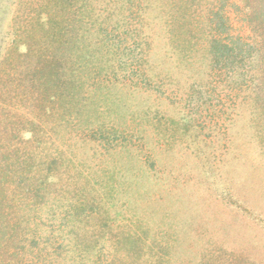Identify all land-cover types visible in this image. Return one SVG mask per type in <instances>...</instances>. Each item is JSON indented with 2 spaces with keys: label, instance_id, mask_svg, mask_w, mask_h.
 <instances>
[{
  "label": "rangeland",
  "instance_id": "rangeland-1",
  "mask_svg": "<svg viewBox=\"0 0 264 264\" xmlns=\"http://www.w3.org/2000/svg\"><path fill=\"white\" fill-rule=\"evenodd\" d=\"M27 1L0 0V73L7 59L40 40L34 30L41 21L33 22L38 14L29 13ZM93 2L90 9L102 7ZM224 12L229 38L247 40L245 15L228 5ZM98 22L75 29L89 46L84 49L93 61L90 69L100 64L103 73L111 72L78 75L88 89L75 91L80 100L71 113L63 101L57 115L43 122L41 153L57 155L58 178L65 183L70 177L72 187L85 189L101 205L91 220L100 240L80 261L76 248L64 242L54 248L52 264H109L115 254L113 263L124 264L139 247L152 262L160 256L159 264H264V108L256 91L264 62L244 56L234 73L231 64L223 69L208 63L202 42L198 56L181 60L176 52L168 57L171 49L159 39L146 63L154 75H126L120 56L128 41L115 31L112 44L120 55H104L99 31L92 29ZM89 29L92 35H85ZM1 86V105L18 110ZM4 144L1 137L0 152ZM62 218L56 217L60 241L69 237L73 244L82 230L65 227ZM133 234L139 239L122 243ZM50 251H34L33 264Z\"/></svg>",
  "mask_w": 264,
  "mask_h": 264
},
{
  "label": "trees",
  "instance_id": "trees-1",
  "mask_svg": "<svg viewBox=\"0 0 264 264\" xmlns=\"http://www.w3.org/2000/svg\"><path fill=\"white\" fill-rule=\"evenodd\" d=\"M91 1L94 3V0H28L29 13L38 14L33 22L41 21L34 30L40 40H33V46H27L25 53L7 59L4 71L0 73L1 88L9 90L10 98L18 108L5 109L0 102V138L4 137L6 143L1 145L0 152V264H33L32 253L44 247L51 251L39 257V264H52L54 255L58 256L54 248H60L64 242L76 248L80 261L92 243L98 244L100 240L91 220L94 213L101 212V205L85 189L72 187L70 177L65 183L58 178L60 163L56 160L57 155L41 153L43 122L57 115L63 101L69 104L66 113H71L73 105L80 100L79 94L74 97L75 91L88 89L79 82L78 75H109L111 72L104 70L103 73L100 64L97 67L93 64L90 69L93 61L85 50L89 46H83V36L75 29L76 25L81 23L83 27L92 19L98 20V25L92 27L93 31H99L98 44L105 46L104 55L107 50L116 57L121 51L113 46L116 37L112 34L121 30L128 41L120 56L126 60V75L129 72L136 76L154 75L146 63L153 55L150 47L159 39L171 49L168 57L176 52L181 60L187 59L190 53L193 54L191 57L198 56V43L202 42L207 47L205 59L208 63L219 62L223 69L231 64L234 73L241 70L244 56L251 61L249 55H253L256 61L264 62V0H95L102 7L90 9ZM226 5L245 15L249 30L247 40L229 38L230 17L224 12ZM83 33L92 35L90 29ZM130 44L134 45L132 50ZM258 86L257 96L260 95L263 109L264 77L258 80ZM23 133L29 137L24 139ZM43 167L47 169V175L42 174ZM43 214L48 218L44 219ZM58 216H64L65 227L69 224L73 229L82 230L73 236V244L69 237L60 241L58 234L62 224L56 222ZM74 216L78 224L73 222ZM42 227L44 235L39 237ZM66 233L70 234V229ZM39 238H43L41 242ZM132 238L139 239L133 234L121 241ZM141 251V247L136 249L129 257L132 260L128 259L130 261L124 264H159L163 261L158 256L152 262ZM115 255L109 264H114Z\"/></svg>",
  "mask_w": 264,
  "mask_h": 264
}]
</instances>
